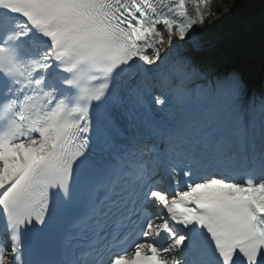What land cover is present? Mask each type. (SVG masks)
<instances>
[{
    "label": "snow or ice",
    "instance_id": "snow-or-ice-1",
    "mask_svg": "<svg viewBox=\"0 0 264 264\" xmlns=\"http://www.w3.org/2000/svg\"><path fill=\"white\" fill-rule=\"evenodd\" d=\"M206 14L0 0V264H264V88Z\"/></svg>",
    "mask_w": 264,
    "mask_h": 264
},
{
    "label": "rangeland",
    "instance_id": "rangeland-1",
    "mask_svg": "<svg viewBox=\"0 0 264 264\" xmlns=\"http://www.w3.org/2000/svg\"><path fill=\"white\" fill-rule=\"evenodd\" d=\"M210 2H211L210 3V9L211 10H215V8H218L219 10L214 11V14H212V15L206 14L205 22L203 24H200L201 27L203 28V30H211V29L218 28L220 26H221L220 28H222L225 25H226V28H225L226 30L232 29L231 26H228V24L231 23L232 21L234 22V25H239L237 22L240 20V23H242L241 20H245L246 17H251L252 19H260L258 17H261V16L264 17L263 16L264 4H263V6H259L257 8L254 6H247L244 10H241L240 7L236 6V4L233 2V0H210ZM214 5H216V6H214ZM206 12H207V10H206ZM255 15H258V16H255ZM260 21H261V19H260ZM262 23H264V22H262ZM260 43L261 42H252L251 44H249L250 45L249 47L238 48L236 53H242L243 54L245 49H248V48H250L249 50H251L252 52H257V50L259 48H260V50H262V46L264 45V42L261 45H260ZM255 54H256L255 58H257V53H255ZM234 55L235 54H233V56ZM251 56H253V55H251ZM258 56L261 57V59L263 58L261 56V54H259ZM257 69H258V67H257ZM257 72H258V70H257ZM259 77H261V76H259ZM251 80H252V82H254L252 75H251ZM247 83L250 87V83L249 82H247Z\"/></svg>",
    "mask_w": 264,
    "mask_h": 264
},
{
    "label": "bare ground",
    "instance_id": "bare-ground-1",
    "mask_svg": "<svg viewBox=\"0 0 264 264\" xmlns=\"http://www.w3.org/2000/svg\"><path fill=\"white\" fill-rule=\"evenodd\" d=\"M211 3V2H210ZM216 6V5H214ZM219 7V6H218ZM219 10L218 8H215L214 11ZM222 10V9H221ZM223 14V13H222ZM264 16V14H263ZM261 19L262 22H264V17H258ZM260 19H252L251 17H246L245 20H241L242 23H240V20L237 22L239 25H234V22L232 21L231 23L228 24V26H231L232 29H225L226 25L222 28L218 27L215 29H211V30H202V32L204 33L203 36V43H209L210 44V48L207 49L206 51H202L200 53H197V57L198 59L204 63L207 59V57L212 53L213 50H218L219 49V42L228 39V37L232 38L236 35H238L237 37L242 35V41L248 40L250 41L247 46L244 47H249L252 42H261L260 45L264 42V40L261 41H255L256 39L259 38V36L261 35L262 31H264V23H262L260 21ZM254 25H258V29L259 31L256 30H251V27ZM218 44V45H217ZM245 49V51L243 52L244 55L247 56H255L257 52H252L251 50ZM260 49V48H259ZM258 55L261 53H257ZM243 56V55H242ZM252 60H256V58H251ZM252 62V61H251ZM245 67L247 66L246 63H244ZM239 65V64H238ZM225 66V65H223ZM256 70L257 72V66L254 65L253 68L251 69L252 71V76H253V80L255 79L254 74H253V70Z\"/></svg>",
    "mask_w": 264,
    "mask_h": 264
},
{
    "label": "trees",
    "instance_id": "trees-1",
    "mask_svg": "<svg viewBox=\"0 0 264 264\" xmlns=\"http://www.w3.org/2000/svg\"><path fill=\"white\" fill-rule=\"evenodd\" d=\"M264 0H233L237 7H240L241 10H244L247 6L259 7L263 6Z\"/></svg>",
    "mask_w": 264,
    "mask_h": 264
}]
</instances>
